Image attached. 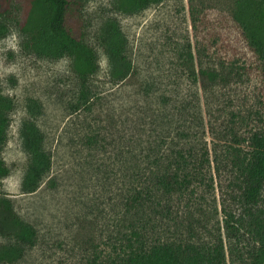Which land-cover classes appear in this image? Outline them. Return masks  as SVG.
Instances as JSON below:
<instances>
[{"label":"rangeland","instance_id":"rangeland-1","mask_svg":"<svg viewBox=\"0 0 264 264\" xmlns=\"http://www.w3.org/2000/svg\"><path fill=\"white\" fill-rule=\"evenodd\" d=\"M115 1L85 0L84 39L97 51L99 70L84 105L72 60L26 49L18 20L0 10L9 27L0 40V91L11 104L0 152L11 172L0 181V198L37 232L30 245L0 236V249L17 252L0 264H103L129 251L134 231L144 241L192 246L190 253L222 247L213 264H257L254 220L264 221V190L249 210L238 186L250 138L264 134V74L233 18L236 0H164L136 14L115 9ZM24 2L11 1L18 18ZM109 19L126 35L133 65L117 85L99 43ZM202 67L228 72L227 81L205 91L197 80ZM25 121L43 133L52 162L34 193L22 190L30 162ZM136 156L161 165L185 160L196 173L183 196L156 197L165 206L160 216L150 213L154 204L127 209L134 182L149 177L146 170L137 177Z\"/></svg>","mask_w":264,"mask_h":264},{"label":"trees","instance_id":"trees-1","mask_svg":"<svg viewBox=\"0 0 264 264\" xmlns=\"http://www.w3.org/2000/svg\"><path fill=\"white\" fill-rule=\"evenodd\" d=\"M12 0H0V10L8 18H16L20 31L28 36L25 48L40 55L55 58L68 57L73 62L76 74L81 78L84 89L80 100L81 105L91 98V88L88 80L99 70L97 51L88 45L84 39L83 10L85 0H25L23 15L18 17L11 8ZM164 0H116L115 9L125 14H136L144 11L152 3H161ZM29 6V7H26ZM18 11V8H17ZM233 18L242 30L248 46L254 51L263 64L264 74V0H236ZM20 19V20H19ZM9 32L8 23L0 21V40ZM99 43L108 59L110 80L114 85L121 83L132 72L133 65L129 59L127 48L128 40L122 31L118 20L109 19L102 27ZM231 73V72H229ZM228 72L217 69L201 68L198 81L207 91L214 84L226 82ZM29 107L33 111L37 106L31 102ZM11 108L0 91V152L7 139V130L10 119L7 109ZM22 143L30 156L29 166L22 183L25 193H34L38 190L42 180L51 169V156L44 149V135L32 121H25L21 130ZM251 151L247 159L240 162L241 198L250 210L260 202L264 190V134L256 133L250 138ZM135 170L137 177L140 171L146 170L149 177L134 182L131 197L127 200V209L141 212L151 208L150 213L162 215L158 207L163 209V202L156 197L161 196L169 201L174 195L183 196L192 185L196 173L189 171L185 160L171 164H163L158 160L143 161L136 156ZM143 161V162H142ZM156 164V165H155ZM175 164V165H174ZM157 167V168H155ZM132 168V166H131ZM10 169L0 156V181L10 175ZM145 173V172H144ZM232 216V215H231ZM140 217V216H139ZM163 218H167L166 215ZM257 231V240L260 243V254L257 264H264V221L262 218L254 220ZM37 232L35 228L22 220L15 212L11 200L0 198V236L15 239L17 244L30 245L35 242ZM135 243L128 238L129 251L117 258L108 259L103 264H213L224 256L223 248H217L215 253L205 254L200 249L192 253V246H185L176 242H164L161 239H142L143 235L133 232ZM190 249V252L187 251ZM189 248V249H188ZM16 251L0 249V262H12L16 259Z\"/></svg>","mask_w":264,"mask_h":264}]
</instances>
